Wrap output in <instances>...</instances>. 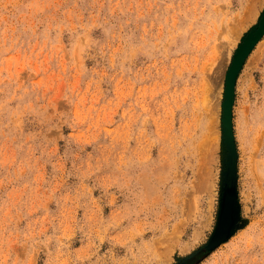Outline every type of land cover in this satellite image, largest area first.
Wrapping results in <instances>:
<instances>
[{"label": "rangeland", "instance_id": "obj_1", "mask_svg": "<svg viewBox=\"0 0 264 264\" xmlns=\"http://www.w3.org/2000/svg\"><path fill=\"white\" fill-rule=\"evenodd\" d=\"M226 190L197 264H264V0H0V264H182Z\"/></svg>", "mask_w": 264, "mask_h": 264}, {"label": "water", "instance_id": "obj_2", "mask_svg": "<svg viewBox=\"0 0 264 264\" xmlns=\"http://www.w3.org/2000/svg\"><path fill=\"white\" fill-rule=\"evenodd\" d=\"M255 37H252L241 49L240 53L236 56L234 59V62L232 63L226 78H227V87L228 89L231 88L233 81L235 79V76L243 62V59L247 55L248 51L250 50ZM227 116L229 114L228 109H226ZM233 194L231 191L226 190L224 198H223V203H222V208L220 211L219 219L215 228V231L213 235L211 236L210 240L207 242L205 245V249L207 250H212L215 248L217 245H219L223 240L226 239L228 236L230 229L232 227L233 223Z\"/></svg>", "mask_w": 264, "mask_h": 264}, {"label": "trees", "instance_id": "obj_3", "mask_svg": "<svg viewBox=\"0 0 264 264\" xmlns=\"http://www.w3.org/2000/svg\"><path fill=\"white\" fill-rule=\"evenodd\" d=\"M209 250L202 248L194 255L186 259L182 264H197L203 257L208 254Z\"/></svg>", "mask_w": 264, "mask_h": 264}, {"label": "bare ground", "instance_id": "obj_4", "mask_svg": "<svg viewBox=\"0 0 264 264\" xmlns=\"http://www.w3.org/2000/svg\"><path fill=\"white\" fill-rule=\"evenodd\" d=\"M227 238V237H226ZM214 249V248H213Z\"/></svg>", "mask_w": 264, "mask_h": 264}]
</instances>
